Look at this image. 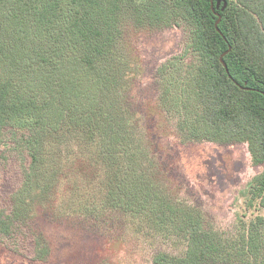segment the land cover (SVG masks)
<instances>
[{
    "label": "trees",
    "instance_id": "trees-1",
    "mask_svg": "<svg viewBox=\"0 0 264 264\" xmlns=\"http://www.w3.org/2000/svg\"><path fill=\"white\" fill-rule=\"evenodd\" d=\"M117 1L0 0V167L15 161L21 171L18 188L7 205H0L1 244L17 249L26 227L31 229L17 213L33 214L42 203L57 209L63 197L72 198L86 188L84 182L98 177L85 153L98 125L105 145L125 144L139 153L141 176L150 168L155 142L148 133L142 147L132 134L138 122L130 111L131 57L120 49L123 36H113L97 21ZM213 6L212 12L210 0H143L134 10L139 16L147 9H174L176 17L194 26L191 46L200 62L185 81H178V67L167 75V105L182 110L185 130L194 139L247 140L258 164L264 161V0H213ZM108 58L110 67H101ZM3 60L9 74L2 71ZM25 82L34 86L26 89ZM39 96L48 98L49 109L32 116V101ZM25 114L34 121L31 127L19 122ZM116 157L109 159L113 163ZM127 172H134L133 163ZM70 176L82 182L70 183ZM130 182L125 176L116 184L110 198L114 208L132 211L138 196L136 205H143V186L129 190ZM245 196L264 214V172L251 180ZM148 202L153 230L187 239L182 260L158 256L155 264H264V248H259L264 215L251 219L247 235L230 244L202 226L195 208L157 191ZM243 238L253 243L247 247ZM33 243L35 255L45 258L47 245L38 237Z\"/></svg>",
    "mask_w": 264,
    "mask_h": 264
},
{
    "label": "rangeland",
    "instance_id": "rangeland-1",
    "mask_svg": "<svg viewBox=\"0 0 264 264\" xmlns=\"http://www.w3.org/2000/svg\"><path fill=\"white\" fill-rule=\"evenodd\" d=\"M135 3L140 6L143 0H118L97 21L113 36H123L120 49L131 57L134 71L130 81L133 115L130 117L132 120L137 117L138 122L132 134L142 147L147 145L148 133L155 142L156 151L150 152V168L141 176L139 153L125 144L105 145L102 140L105 134L98 125L90 133L95 138L93 143L85 150L98 177L84 182L86 188L76 191L72 198L63 197L57 209L42 203L33 214L17 213V219L28 222L31 229L26 227L17 249L12 244L0 243V264H155L158 256L162 260L169 257L182 260L186 236L158 232L148 223V200L155 191L168 195L181 206L195 208L203 218L202 226L230 244L242 234L247 235L251 219L264 215L256 206H249L245 196L251 180L264 172V161L256 164L252 159L250 143L194 139L185 130L182 110H170L167 105L170 89L167 75L178 67L177 79L185 81L200 62L199 53L191 46L196 36L194 26L176 17L174 9L168 12L147 9L138 16ZM107 60L101 67H110L111 59ZM5 64L3 60L2 71L9 74ZM21 85L26 89L34 86L27 82ZM52 96L56 97L55 92ZM36 100L32 101V116L38 109L42 112L49 109L48 98L39 96ZM19 122L30 127L34 124L29 114ZM115 157L117 160L112 163L109 158ZM6 163L0 167V205H7L21 181L18 163ZM132 163L134 172L129 173ZM65 167L71 168L70 163ZM42 170L37 168L36 174L41 175ZM125 176L131 181L127 185L129 190L143 186V205H136L138 196L132 211L111 205L112 191ZM77 181L82 182L78 176L68 178L70 183ZM34 237L47 245L49 252L45 258L35 255ZM244 241L249 247L251 241L246 238ZM259 248H264V240Z\"/></svg>",
    "mask_w": 264,
    "mask_h": 264
},
{
    "label": "water",
    "instance_id": "water-1",
    "mask_svg": "<svg viewBox=\"0 0 264 264\" xmlns=\"http://www.w3.org/2000/svg\"><path fill=\"white\" fill-rule=\"evenodd\" d=\"M210 5H211V10H212V12L214 11V6H213V0H210ZM219 21H220V18H218V20H217V22L215 23V29H216V31L219 33V30H218V28H217V25H218V23H219ZM230 51V47H228V50H227V52L226 53H228ZM225 53V54H226ZM224 54V55H225ZM224 55H222L221 57H220V63L222 64V66L224 67V69H225V71H226V73H227V75H228V71H227V68H226V65L224 64V62H223V56ZM229 77V76H228ZM230 78V77H229Z\"/></svg>",
    "mask_w": 264,
    "mask_h": 264
}]
</instances>
